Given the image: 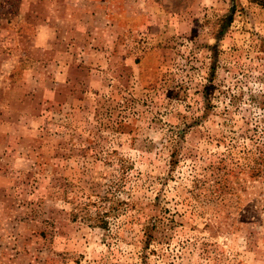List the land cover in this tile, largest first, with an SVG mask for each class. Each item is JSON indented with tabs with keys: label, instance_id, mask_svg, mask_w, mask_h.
Masks as SVG:
<instances>
[{
	"label": "rangeland",
	"instance_id": "1",
	"mask_svg": "<svg viewBox=\"0 0 264 264\" xmlns=\"http://www.w3.org/2000/svg\"><path fill=\"white\" fill-rule=\"evenodd\" d=\"M0 264H264V0H0Z\"/></svg>",
	"mask_w": 264,
	"mask_h": 264
}]
</instances>
